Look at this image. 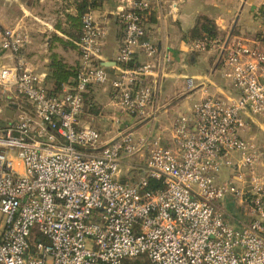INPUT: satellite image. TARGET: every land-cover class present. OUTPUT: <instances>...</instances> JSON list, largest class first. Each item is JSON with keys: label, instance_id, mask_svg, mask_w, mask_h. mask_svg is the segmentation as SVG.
<instances>
[{"label": "built area", "instance_id": "built-area-1", "mask_svg": "<svg viewBox=\"0 0 264 264\" xmlns=\"http://www.w3.org/2000/svg\"><path fill=\"white\" fill-rule=\"evenodd\" d=\"M153 7L125 0L112 13L122 30L114 76L100 64L104 26L88 9L75 80L57 94L25 64L22 24L0 30V94L31 108L0 127V264H264L262 148L242 137L247 117L264 119V35L189 44L192 53L217 52L236 97L205 95L166 135L153 127L173 60L149 38ZM259 12L264 23V0ZM176 13L169 3V17ZM106 83L114 130L81 123L85 94ZM186 85L195 87L191 78ZM123 118L131 128H120ZM136 159L131 169L142 175L122 177ZM227 204L244 208L248 221L229 223Z\"/></svg>", "mask_w": 264, "mask_h": 264}, {"label": "crops", "instance_id": "crops-1", "mask_svg": "<svg viewBox=\"0 0 264 264\" xmlns=\"http://www.w3.org/2000/svg\"><path fill=\"white\" fill-rule=\"evenodd\" d=\"M151 1L153 2L154 7L151 16L152 21L150 20V22L147 23L149 38L155 45L158 46V48H160L162 52L169 53L173 60V64L169 68L167 78L160 84L158 104L163 107V110L158 115V123H160V120H166L167 117H169L168 114H172V112H175L174 114H176V110L183 104L182 100L187 97L186 95L188 93L193 91L192 88H189L187 85L184 90H176L174 88V84H170V81L177 80L178 77L184 74L183 72L190 71V69L194 66L204 69L209 75L206 83H200L199 87H201L202 91L200 99L205 95L218 97L225 101L235 98L236 91L230 86L229 82L221 73L220 57L217 52L211 54H200L188 51V46L191 41L185 35L194 27L195 22L199 17H207L209 20L214 22L218 36L221 39L231 40L241 38L247 41L257 39L260 40L264 35V23L259 12V8L263 0ZM95 2L96 8L93 10L98 17L99 22L105 29V36L102 44L105 43L108 37L110 40H113V44H111L108 51L104 54L103 50L101 51L100 64L102 66L109 65V67H107L108 72L110 73V76H114V71L111 67L120 47L122 30L118 19L114 17L112 13L117 7L123 4L125 0H95ZM171 2L176 3L177 13L174 19H171L168 15V6ZM52 5L54 7L57 6L56 13H49L45 11V13H43L44 15L38 14V10L42 8L46 9ZM76 5L77 2L74 0H34V4L26 10V12L28 11L27 13L30 14L34 20L42 25L35 23L29 26L30 35L28 34V43L22 49V57L28 69L43 80V84L47 89H50L52 86V83L49 80V64L51 61V55L56 54L61 58H65L68 52L74 53L75 51L74 55L76 61L74 65L78 63L79 55L77 49H74V51L69 48L63 49L55 39L53 42L50 36H47L45 41H41V35L47 32V30H50L56 35L61 36L59 38L67 40L68 38L63 34L62 30L69 28L67 16H74L77 13ZM8 9V0H0V30L8 28ZM59 16H63L64 19L63 21L57 23L60 19ZM0 53H2L1 50ZM143 59L144 58L141 53H138L135 57L136 62H142ZM2 60L3 59L0 60V63H4ZM64 62L67 63L66 60H64ZM170 85L171 90L166 91V87L168 88ZM209 92H212V95ZM191 104L188 107L189 109L186 108V105L181 106V110H179V112L188 113ZM6 106L11 109H21V107L17 104H10L9 102ZM101 108H104L105 110L104 115L102 112L99 113ZM91 109H97L99 111L95 114L91 112ZM111 111H113V114H110ZM116 116L117 109L114 107L111 100L110 86L106 87L103 85L93 87L87 94H85L84 112L81 116L82 124L90 125L99 130H104L107 127L114 130L115 122L112 121V119ZM246 123L247 127L242 132V135L247 137L253 136L260 144L256 135H249L248 129L251 123L257 126L256 124H258V122L254 121V118L247 117ZM139 129L140 127H138V130ZM108 137H110V133L106 138ZM260 146L262 148L261 153L264 155V147L261 144ZM137 164L136 160L125 161L122 165V174H126L128 170L135 167Z\"/></svg>", "mask_w": 264, "mask_h": 264}, {"label": "rangeland", "instance_id": "rangeland-1", "mask_svg": "<svg viewBox=\"0 0 264 264\" xmlns=\"http://www.w3.org/2000/svg\"><path fill=\"white\" fill-rule=\"evenodd\" d=\"M9 3V11L7 12V19H8V28H14L17 24H22L24 30L26 31L27 35L29 33V26L35 23H38L36 20H34L30 14H28L26 12V10H28L30 8V6L32 4H34V0H8ZM58 3V2H57ZM39 7V5H38ZM37 10V9H36ZM59 10V9H58ZM46 12H55L57 11V6H49L48 8L44 9H40L38 10V14H43ZM44 15V14H43ZM60 19L57 23L63 21V16H59ZM56 21V18H55ZM40 24V23H38ZM42 25V24H40ZM51 32V33H50ZM41 35V34H40ZM50 36L52 38V41L55 39V37H61L59 35H56L55 33H53L50 30H47V32H45L43 35H41V41H45L46 37ZM29 38V37H28ZM107 39V38H106ZM54 42V41H53ZM111 44H113V40H110V38L108 37V39L105 41L104 44H102V48L101 51L103 50V54L108 51L110 49ZM54 47H58V46H54ZM74 51V50H72ZM75 53V51H74ZM74 53L68 52L67 56L65 58H63L64 60L67 61V63H69L68 65L73 66L75 64V55ZM2 54L0 53V60L2 59ZM3 61V60H2ZM5 62V61H3ZM66 63V64H67ZM223 72V70H222ZM221 72V73H222ZM184 74H182L180 77H178L177 80H172L170 81V84H174V88L177 90H184L186 87V79L187 78H191L193 79L194 83H195V87L194 89H192L193 91L191 93H188L185 97V99H183V104L180 105V108L176 110V114H174L175 112H172V114H168L169 117H167L166 120H160V123H156L153 127V129H157L160 128L163 132H164V128H165V133L166 135H168V129L170 128V125L172 123V121L174 120V118L179 115L180 113L183 114V112H179V110H181V106L186 105V108L189 107V105L191 103L197 102L199 101L200 97H201V87L200 83L201 82H207V78H209V75L207 74V71H205L202 68H199L198 66H194L192 69H190V71L187 72H183ZM223 74V73H222ZM106 87L109 86V83H106L105 85ZM171 90V85L168 86V88L166 87V91ZM212 95V92H209ZM178 95V94H177ZM10 104H17L19 107L24 108L28 111H30V105L28 104V102L24 99H20V98H13L11 100L5 99L4 94H0V127L5 126L9 123H13L15 122L21 115H20V110L18 109H11L9 107L6 106L7 103ZM101 107V106H100ZM189 109V108H188ZM102 110V111H101ZM99 111V113L102 112V114H105V110L104 108ZM104 110V111H103ZM162 111V110H160ZM108 112V111H106ZM179 112V113H178ZM113 114V111L110 112V114ZM161 113V112H160ZM186 113V112H184ZM97 114V113H96ZM254 118V121H257L258 124H256L257 126H255V124H250L248 129H249V135H256V137L259 139L260 144L264 147V119H261L259 117H252ZM128 119L127 118H123L122 120H120V124H122V126L120 128H131L130 124L128 122H126ZM158 121V120H157ZM135 127V126H134ZM146 130V127H140L139 130H136V134L140 135L143 134ZM244 138H247V136H243ZM255 142H258L257 139H255ZM264 151V150H263ZM139 161L136 159V163H138ZM260 170L261 172H264V155L261 156V166H260ZM222 176H225L224 174L225 171L222 172ZM123 176L128 177L131 181H135V179H137L139 176L142 175L141 169H130L128 170V172L126 174H122ZM122 176V177H123ZM234 211L236 212V215L238 216L239 220L242 223H246L248 220L247 216L246 218L243 216V213H245L244 208H238V207H234ZM229 216V215H228ZM235 220V218L233 216H229L228 218V222L231 224L232 221Z\"/></svg>", "mask_w": 264, "mask_h": 264}, {"label": "trees", "instance_id": "trees-1", "mask_svg": "<svg viewBox=\"0 0 264 264\" xmlns=\"http://www.w3.org/2000/svg\"><path fill=\"white\" fill-rule=\"evenodd\" d=\"M77 2L76 11L77 13L74 16L68 15L67 21L69 22V28L63 29L62 32L65 36H67V40H63L59 37H55V40L59 43V45L63 49H77V43L79 42L81 36V17L88 9H95L96 2L95 0H74ZM152 13L148 17L147 23L152 21ZM120 24V23H119ZM121 26V25H120ZM190 39L191 42L196 41L198 39H202L204 37H208L210 39H214L219 37L218 32L216 30L215 24L212 20H209L207 17H199L194 27L188 31L185 35ZM122 39V38H121ZM79 54V51H78ZM76 69L77 64L74 66H70L66 64L63 58L57 56L56 54L51 55V61L49 64V80L52 83L50 89H48L49 93L57 94L60 92L61 88L64 85H71L76 77ZM99 110L91 109V112L97 113ZM152 189L157 187V184L153 181H150L149 185ZM226 211L229 216H233L236 220L238 216L234 211L233 205H226ZM235 223V220L232 221ZM128 264H142L138 261H131Z\"/></svg>", "mask_w": 264, "mask_h": 264}, {"label": "water", "instance_id": "water-1", "mask_svg": "<svg viewBox=\"0 0 264 264\" xmlns=\"http://www.w3.org/2000/svg\"><path fill=\"white\" fill-rule=\"evenodd\" d=\"M112 64H113V63H112ZM103 66L106 67V68L109 67V65H103Z\"/></svg>", "mask_w": 264, "mask_h": 264}]
</instances>
